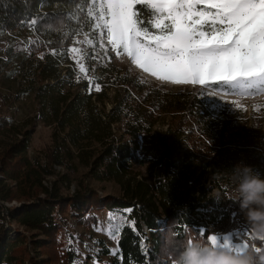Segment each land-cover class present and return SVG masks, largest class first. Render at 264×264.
Masks as SVG:
<instances>
[{"label": "trees", "instance_id": "trees-1", "mask_svg": "<svg viewBox=\"0 0 264 264\" xmlns=\"http://www.w3.org/2000/svg\"><path fill=\"white\" fill-rule=\"evenodd\" d=\"M95 23L87 0H0V264H72L68 215L91 237L102 210L127 219L113 230L115 252L94 240L97 256L112 254L103 264H172L190 238L206 243L208 226L264 247L248 226L222 231L228 215L211 193H235L240 162L264 178V102L233 114L202 87H168L125 68L115 70L111 97L96 91L68 55ZM13 107L23 117L8 115ZM38 121L50 142L31 157ZM89 182L119 192L101 198Z\"/></svg>", "mask_w": 264, "mask_h": 264}, {"label": "snow or ice", "instance_id": "snow-or-ice-1", "mask_svg": "<svg viewBox=\"0 0 264 264\" xmlns=\"http://www.w3.org/2000/svg\"><path fill=\"white\" fill-rule=\"evenodd\" d=\"M87 15L117 53L158 79L264 91V0H87ZM206 243L234 251L247 246L215 235Z\"/></svg>", "mask_w": 264, "mask_h": 264}, {"label": "rangeland", "instance_id": "rangeland-1", "mask_svg": "<svg viewBox=\"0 0 264 264\" xmlns=\"http://www.w3.org/2000/svg\"><path fill=\"white\" fill-rule=\"evenodd\" d=\"M12 35L10 33L6 34V38L11 37ZM88 41H91L89 43ZM79 48L82 51L78 53H73L71 51H68V55L72 61L73 66L75 67L78 74L82 75L87 79L88 81H91V84L93 85V88L95 89V85L99 84L101 86V89L107 93L109 97L113 95V87H109L112 78H114L115 70L118 71L121 68H125L128 70H131L133 72H137L140 77L146 78L149 81H154L159 84H163L168 87L173 88H185V87H194V88H204L205 93L203 94L204 97H206L211 102H215L217 104H223V105H229V110L233 114H239L244 113L245 115H251V112L254 110H259V102H264V91L261 92H252V93H244L241 94L240 90L232 91V92H225L221 91L219 89H213L211 87V84L208 86H203L200 84H183V85H176L173 84L170 81H164L161 79H158L154 76H152L150 73H146L136 65H134L131 62V59L127 56V54L123 53L121 50L120 53H117L111 46V44L108 42L106 32L101 33L100 29H97L96 34H93L92 37H86V36H80L74 44L69 48ZM83 64L86 71L80 72V65ZM89 67V68H88ZM91 70V72L88 74L87 70ZM64 72V71H63ZM65 75V73H63ZM150 75L151 77H149ZM96 82V83H94ZM90 84V83H89ZM188 89V88H185ZM84 89L82 87H78L77 91L82 92ZM111 106L110 101H106V108H109ZM8 115H11L13 118L19 119L20 117H23L24 110L20 107H13ZM165 119V118H164ZM166 122V121H165ZM157 129H165L166 123L156 125ZM263 132H264V126H263ZM50 133L51 128L50 127H44L40 125V122H37V125L35 127V132L31 137V142L29 146V155L35 156L41 149L46 147V145L50 142ZM60 170V168H57ZM142 173H145V167L142 166L140 168ZM90 188L94 189L97 192V195L101 198L106 197L107 195H116L119 192L118 185L114 184L113 182H89ZM74 189V184H71V191ZM70 190V189H69ZM216 191V192H215ZM64 193H69L68 189L64 190ZM212 194L216 195L219 199H221L222 202L226 204L225 201L228 200V198H233L236 193L233 194H225L220 196L219 191L214 190L211 192ZM222 197L225 198V200H222ZM20 203L12 201L10 203H7V206H19ZM239 204V203H238ZM239 214L240 215V221L239 226H242V228H246V226L249 227L248 224L245 222V217L243 212L240 210V207L232 208V210L229 211L228 217L225 221H223V229L224 231L225 226L228 224L229 219L232 218L233 214ZM111 214V216H110ZM98 215V225L97 227L93 228L90 232V236L87 233H83L81 231L86 232L87 229H80L77 225V220L73 216L68 215V222H70L69 229V235L70 239L68 242H70L76 253L77 258L74 260L72 264H103L107 262L111 256H97L98 249L96 248V245L94 243V240L96 239H102L111 253L115 252L116 250V238L113 235V230L116 226L119 225L120 222L127 221L126 217H114L113 213H109L106 210H102L101 212L97 213ZM15 225V224H14ZM14 227V226H12ZM21 229V228H20ZM211 235L217 236L218 239H224L228 238L233 243H246L245 240H232L230 233H224L218 231L215 228H212V231H210ZM150 246L149 244H147ZM248 245V244H247ZM44 252H41V255H43ZM60 264V261L59 263Z\"/></svg>", "mask_w": 264, "mask_h": 264}, {"label": "clouds", "instance_id": "clouds-1", "mask_svg": "<svg viewBox=\"0 0 264 264\" xmlns=\"http://www.w3.org/2000/svg\"><path fill=\"white\" fill-rule=\"evenodd\" d=\"M234 201L239 203L251 230V238L264 242V178L250 166L238 163L232 170ZM172 264H264V247L247 245L239 251L212 246L200 240L186 242Z\"/></svg>", "mask_w": 264, "mask_h": 264}, {"label": "built area", "instance_id": "built-area-1", "mask_svg": "<svg viewBox=\"0 0 264 264\" xmlns=\"http://www.w3.org/2000/svg\"><path fill=\"white\" fill-rule=\"evenodd\" d=\"M223 199L225 200V198H222V200H223ZM225 202H226V204H225L224 202L221 201V204H222L223 206H231V210H232V208L234 209V208H236V207H239L238 202L234 201L233 198H228V200L225 201ZM233 214H234V222H228V224L225 226L223 232H227V231L233 230V229H235V228L238 227V225H239V221L241 220V219H240L241 217H240L239 214H236V213H234V212H233ZM245 222H246V219H245ZM246 224H248V223L246 222ZM212 228H213L212 226H208V230H209V231H212Z\"/></svg>", "mask_w": 264, "mask_h": 264}, {"label": "bare ground", "instance_id": "bare-ground-1", "mask_svg": "<svg viewBox=\"0 0 264 264\" xmlns=\"http://www.w3.org/2000/svg\"><path fill=\"white\" fill-rule=\"evenodd\" d=\"M149 77H151L150 75H148ZM216 192V191H215ZM227 215L229 214V211L231 210V206H223ZM229 222H234V215L232 216V218L229 219Z\"/></svg>", "mask_w": 264, "mask_h": 264}]
</instances>
